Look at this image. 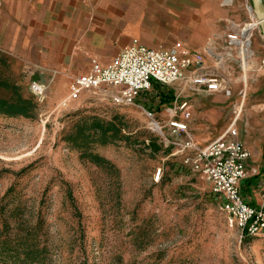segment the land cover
<instances>
[{
	"label": "rangeland",
	"instance_id": "374dc122",
	"mask_svg": "<svg viewBox=\"0 0 264 264\" xmlns=\"http://www.w3.org/2000/svg\"><path fill=\"white\" fill-rule=\"evenodd\" d=\"M32 80L0 52V99L37 105L29 117L0 114V264H264V239L232 227L169 145L186 139L162 116L172 85L120 106L114 87L67 102L68 86L36 95ZM242 92L241 107L259 95ZM95 120L115 130L95 134Z\"/></svg>",
	"mask_w": 264,
	"mask_h": 264
},
{
	"label": "crops",
	"instance_id": "0c3cea01",
	"mask_svg": "<svg viewBox=\"0 0 264 264\" xmlns=\"http://www.w3.org/2000/svg\"><path fill=\"white\" fill-rule=\"evenodd\" d=\"M255 21L252 0H1L0 52L33 83L68 86V94L71 78L89 74L94 62L110 65L134 44L192 54L187 74L219 78L231 96L180 81L171 86V105L188 102V135L202 145L238 129L252 153L241 190L257 206L264 190V36ZM246 88L259 95L241 107L236 97ZM168 110L162 116L170 120Z\"/></svg>",
	"mask_w": 264,
	"mask_h": 264
},
{
	"label": "built area",
	"instance_id": "2783aa9c",
	"mask_svg": "<svg viewBox=\"0 0 264 264\" xmlns=\"http://www.w3.org/2000/svg\"><path fill=\"white\" fill-rule=\"evenodd\" d=\"M255 22L254 25L259 28L258 22ZM230 39L238 41L236 36H231ZM176 46L181 48V44ZM193 57L187 52L154 50L134 44L125 49L110 65L103 66L94 62L89 74L73 77L69 84L67 102L78 101L84 92L110 86L118 89L114 96L118 105L132 106L154 84L170 86L180 81L204 86L214 93L225 91L231 96V91L223 87L219 78L187 74V70L196 63ZM32 91L36 95H43L46 88L34 82ZM190 117L188 102L174 107L165 126L173 134H186V139L181 143L168 142L169 145H174L180 151L184 164L205 176L213 192L220 198L221 210L232 227L239 229L244 236L264 239V190L262 202L257 206L247 203L242 194L241 186L248 178L252 153L240 140L238 129L233 126L216 140L202 145L188 135L186 122ZM157 125L163 132V127L156 123ZM161 172L160 169L158 179Z\"/></svg>",
	"mask_w": 264,
	"mask_h": 264
},
{
	"label": "trees",
	"instance_id": "16d2710c",
	"mask_svg": "<svg viewBox=\"0 0 264 264\" xmlns=\"http://www.w3.org/2000/svg\"><path fill=\"white\" fill-rule=\"evenodd\" d=\"M36 103L32 99H23L19 98L17 100H5L0 99V114L6 115L9 117H29L30 114H32L36 110ZM95 130V134L98 133V131L103 132V135H107L112 131V129L115 130V127L111 124L109 128H105L102 124L99 123L98 120L94 121L93 127ZM116 135L112 136L114 138H117V134L119 133V130L115 131ZM95 158L99 163V160L97 157L92 156Z\"/></svg>",
	"mask_w": 264,
	"mask_h": 264
},
{
	"label": "water",
	"instance_id": "95a60500",
	"mask_svg": "<svg viewBox=\"0 0 264 264\" xmlns=\"http://www.w3.org/2000/svg\"><path fill=\"white\" fill-rule=\"evenodd\" d=\"M253 11L264 36V0H252Z\"/></svg>",
	"mask_w": 264,
	"mask_h": 264
}]
</instances>
